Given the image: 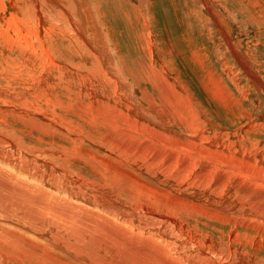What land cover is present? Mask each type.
<instances>
[{
    "label": "bare ground",
    "instance_id": "bare-ground-1",
    "mask_svg": "<svg viewBox=\"0 0 264 264\" xmlns=\"http://www.w3.org/2000/svg\"><path fill=\"white\" fill-rule=\"evenodd\" d=\"M87 1L0 0V8L27 16L37 31L13 12L0 18V23L5 20L10 31L25 25L26 32L39 40L29 47L21 42L25 47H20L18 39L11 41L0 32V65L10 71L9 75L0 73V241L9 239L5 248L11 250L19 239L34 246L33 239L38 238L64 254L65 259L60 258L63 264L69 260L77 264H264V251L256 250L264 248V165H258L264 163V148L254 156L249 140L264 135V122L246 123L231 131L220 128L217 133L203 128L212 127L213 121L199 114L203 127L195 124L194 131L185 135V145L171 148L156 144L148 115L154 114L167 124L168 115L173 113L177 119L171 118L178 123L182 120L180 114L189 115L190 102L179 94L171 101L173 92H168L171 96L161 94L163 106L150 104L148 88L139 93L134 83L135 94L143 100L131 90L129 93L126 85L131 86V79L128 82L127 77L123 78L109 42L94 37L93 46L94 38L87 35V28L77 19L80 16L83 22L90 15ZM146 4L142 3L144 7ZM208 7L215 10L210 4ZM50 23H60L67 29L61 32L48 27ZM45 37L50 43L43 40ZM75 37L77 42L82 40L78 50ZM53 40L69 41L72 45L67 47L68 52L82 60L92 57L96 64L90 63L91 71L86 74L70 63L54 60ZM226 40L233 52L244 58L236 44L227 36ZM82 45L88 47L86 52ZM241 64L256 82L253 65L245 59ZM99 65L102 67L98 69ZM102 72L115 73L113 80ZM154 76L149 85L154 90L162 87L165 92L169 86L167 72L156 79ZM118 77L123 78V83H117L121 93L115 85L114 90L111 87ZM257 84L264 94V82L260 79ZM60 86L67 100L59 98ZM17 91L35 100L28 112L31 118L25 135L33 131L42 136L58 132L73 143V148L46 140V146L41 148L38 143H45L41 136L37 141L41 147L22 144L23 139L19 140L13 129L4 125V119L17 109L9 107L11 100L20 98V94L15 96ZM74 105L78 112L77 108L73 110ZM83 114L87 117V131L86 126L77 123L84 122ZM69 115L76 117L69 120ZM249 117V113H238L241 120ZM131 119L144 123L147 129L137 127L130 131L131 135L123 133L121 122ZM86 143L97 149L85 148ZM99 150H105L108 156H99ZM133 155L139 157L136 171L121 178L124 184L110 180L119 186L117 190L106 189L104 171L110 167L123 171L122 165ZM205 155L214 159L210 161ZM77 160L93 168L89 178L76 171L73 165ZM140 175L144 181L155 177L154 190L150 184L139 185ZM162 177L175 188L173 195L179 205L164 191H156ZM251 231L258 234L252 237L259 240L249 250L243 239ZM82 252L88 253L81 256Z\"/></svg>",
    "mask_w": 264,
    "mask_h": 264
},
{
    "label": "rangeland",
    "instance_id": "rangeland-1",
    "mask_svg": "<svg viewBox=\"0 0 264 264\" xmlns=\"http://www.w3.org/2000/svg\"><path fill=\"white\" fill-rule=\"evenodd\" d=\"M145 1L88 0L87 4L91 9L90 15L85 18L86 20L83 19V22L80 20V16L77 19L82 23V27L85 25L87 35L90 38L99 37L109 42L114 58L118 61V68L123 72V78L126 80L127 77L126 81L128 82L131 79V83H128L131 86L125 84L129 93L131 90L136 95L133 85L137 84L139 86H134L139 93L144 88H148L151 94L148 93L150 95V104L158 103L163 106L164 100L162 99V95L164 93V95L166 94L165 96H171L168 92H173L171 101L175 100L178 94L179 96L187 97L189 100L190 113L189 115L187 113L180 114L179 116L182 120L178 121V123L171 118V116L175 117L173 113L168 115L167 124H163L161 119L157 118L154 114L148 115L147 120H151L152 122L150 134L154 142L159 145H169L171 148L185 145L187 143L185 139L186 133L190 130L194 131L195 124L203 127V117L199 116V114H203L205 119L213 121L212 127L208 128L204 126L203 128L208 131H216L217 133L221 129L231 131V128L237 129L250 122H264V94L256 88V85H258L257 81L260 82L261 79L264 82V0H206L205 2L200 0ZM142 3L147 4L144 7ZM72 4L70 3L69 6H73ZM209 4L215 10H210ZM2 5L5 6L4 4ZM10 12L23 18L33 31H37L34 21L25 15L5 9L4 7L0 8V18L3 19V16L8 15ZM217 16L219 17L217 18ZM51 26H54L61 32L67 29L60 23H50L48 27ZM27 29L28 27L25 25H19L18 30L10 31L5 20L0 23V32L4 33L11 41L18 39L19 43L17 46L20 47H25L22 44L20 45L21 42H25L24 44L28 47L33 44L37 45V42H39L38 39L34 38L35 36L29 35L26 32ZM145 36H147L146 39ZM226 36L236 44L244 58L240 59L239 54L233 52L232 47L226 40ZM77 38L75 37L76 43L74 46L78 50L77 46L81 44L82 40H78L77 42ZM46 39L50 43L48 37L43 38V40ZM95 40L94 38L93 46L96 44ZM3 43L7 44V40ZM51 44L53 59L66 65L70 63L72 68H78L87 74V71L89 72L90 70L88 68L92 66L90 63L96 64L94 59L91 60L92 57L87 59L89 56H85L86 61L80 59L77 55L76 57L72 52H68L70 49L67 47H71L72 45L69 41L53 40ZM82 46L84 47H82L85 50L84 52H86L88 47L86 45ZM46 47H48V43ZM7 58L10 59V57ZM244 59L253 65L256 82L249 78L246 69L241 66V60ZM101 67L102 65H99L98 69ZM1 72H4L5 75L10 74L9 70L4 71L2 65H0ZM165 72H167V76L163 77L169 80V86L167 85L168 87H166L167 90L163 92L162 87L154 90L149 85L150 77L155 75L154 79H156L157 76ZM114 74L102 72V75L104 77L107 76L108 79L113 77ZM145 77L148 78L147 83L144 82ZM123 78L118 77L119 81L116 79L111 84L112 89L116 88L118 93L122 92L120 84L123 83ZM111 79L113 80V78ZM170 82L171 84L173 83V86ZM117 83L120 84L118 85ZM61 87L58 89L59 98L67 100L68 95L61 91ZM172 89H175V92ZM219 91L220 96H217L216 94ZM19 94L20 98L17 101L11 100L9 102V107H17V109L11 111L4 119V125H9L19 140L23 139L22 144L26 147L41 145L42 147H39L44 148L46 141H48L52 144L68 145L70 148H73V143L63 139L62 134L58 132L49 136L43 133L44 137L38 131H33L30 134L28 132L25 135L29 130L28 126L31 118L28 112L32 109L35 100L33 97H28L19 91L15 92L16 97ZM136 96L141 97L138 94ZM80 98L82 99V97ZM138 102H140V99L136 100V103ZM237 102L240 105L238 108ZM50 108L52 107L50 106ZM72 108L75 111L77 108L76 112H78L77 106L74 105ZM238 109H241L240 112ZM138 110H143V108H139ZM166 110L169 112L170 108ZM238 113H249L251 117L241 120L238 118ZM72 117L75 119L76 116L71 115L67 119L72 120ZM86 118L83 114L85 123L82 120L77 121L81 127L86 126L84 131L88 130ZM175 118L177 119V117ZM219 123L227 129L220 127ZM121 124L123 133L130 135L133 134L130 131L135 130L137 127L142 128L144 131L147 129H145L146 125L144 123L135 119H131L125 123L121 122ZM249 130L253 132L252 125L249 126ZM40 136L44 138V141L46 140L45 143L39 142ZM146 139L147 136L144 138V141ZM249 140L251 153L255 156L258 149L264 148V135L249 137ZM86 144L85 148L97 149L91 143ZM197 144L195 143L194 145ZM97 154L101 155V157L108 156L105 150H99ZM205 157L210 161L214 159L209 155H205ZM45 159L47 160V158ZM138 161L139 157L133 155L129 161H125L124 165H122L123 171H119L114 167L106 169L103 173L104 178L107 179L104 182L105 188L117 190L119 186L112 185L110 180H119L124 184L121 178L123 176L127 177L126 173L129 175L133 174L138 166ZM123 162L115 161L114 163L120 164ZM258 165H264V163L260 162ZM73 166L78 173L85 175V177L89 178V174L92 175L94 173L93 168L88 164L86 165L84 161L77 160ZM141 177L142 175L139 176V185L150 184L154 190L155 177L149 181H144ZM158 181L160 182V187L156 188V191H164L175 205H179L173 195V192H176L173 185H167L163 177L159 178ZM215 189L219 188L216 187ZM254 234L258 235L255 231H251L243 239V243L248 244L247 249L249 250H252V243L259 240L252 237ZM27 236L33 237L28 234ZM19 240L16 247L11 245V247H14L11 250L5 248V244H9V239L6 238L2 242L0 241L2 243L0 244V264L64 263L60 260V258L65 259L64 254L49 248L40 239H33L35 242L34 246L22 239ZM256 250L264 251V248H256ZM87 253L82 252L81 256ZM69 261L65 262V264H77V262Z\"/></svg>",
    "mask_w": 264,
    "mask_h": 264
}]
</instances>
